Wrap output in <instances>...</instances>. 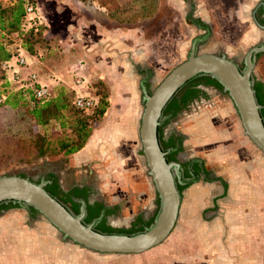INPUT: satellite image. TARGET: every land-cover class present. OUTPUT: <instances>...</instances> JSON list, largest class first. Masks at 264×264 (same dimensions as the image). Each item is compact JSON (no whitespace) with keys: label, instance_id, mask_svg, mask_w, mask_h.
<instances>
[{"label":"crops","instance_id":"obj_1","mask_svg":"<svg viewBox=\"0 0 264 264\" xmlns=\"http://www.w3.org/2000/svg\"><path fill=\"white\" fill-rule=\"evenodd\" d=\"M89 2L93 14L88 22L89 27L93 29V36L89 38L91 41L96 38V41L82 45L81 48L87 50L84 53H79L75 47L71 48L74 52L68 50L70 48L67 50L71 54L74 53L76 62L79 58L85 59V65L89 70V76L95 81L94 84L99 83L106 87L108 107L99 126L92 130L85 147L73 156V160H70L67 166L87 165L89 175L98 176L95 185L96 188L99 186V195L105 194L113 205L121 207L122 212L128 214L122 220L132 221L138 212L151 214L156 201V192L151 179L147 176L142 159L138 132L143 108V85L151 92L161 80L162 69L157 66L151 52L149 53L147 45L152 40L143 41V29H146L144 23L152 21L153 27L161 33L162 14L166 10L178 8L181 2L180 0ZM190 2L197 6L202 16H205V24L209 25L215 34L216 26L219 24L216 23L217 15L209 0ZM263 4L264 0L232 1L234 19L242 29L238 40L241 49L239 54L242 53L243 46L258 45L264 37V29L258 24L261 23L259 15L262 13L264 17ZM204 5L205 9L202 8ZM86 17L88 16L83 14V18ZM158 33H153L155 39L159 37ZM73 36L72 42L75 44L77 36L75 34ZM213 40L208 47L215 48L219 45ZM241 56L240 54L239 57ZM31 73L35 72L29 68L24 75ZM232 110L228 103H221L202 116L194 118L191 125L186 126L187 145L195 158L203 159L208 166H222L227 176H237L238 173L240 176L249 174L264 176V157L253 148L243 133L236 134V142L226 143L227 139L232 140L233 134L226 133L222 126L225 119L231 116ZM210 192V188L193 186L192 190L186 192L187 204L199 206L193 208L187 205L188 209L191 212L194 209L195 212H199L208 207L210 199L213 198ZM256 196L253 211L260 213L261 216L256 220L259 226L250 225L249 236L242 235L247 226L246 220L241 218L243 222L232 223L226 220L228 224L221 221L205 225V231L207 229L208 233L205 232V237L198 238L203 245L209 246L211 251L205 255L203 264H264V216L261 212L264 190H258ZM183 202L184 199L182 205ZM236 207L232 205L227 211L221 208L220 213L223 215L227 212L237 216L239 212L235 213L238 210ZM225 227L233 230V234L224 235L221 231Z\"/></svg>","mask_w":264,"mask_h":264},{"label":"rangeland","instance_id":"obj_2","mask_svg":"<svg viewBox=\"0 0 264 264\" xmlns=\"http://www.w3.org/2000/svg\"><path fill=\"white\" fill-rule=\"evenodd\" d=\"M89 1L30 0L40 9L43 25L38 29L40 34L38 35V40L34 43L36 54L35 56L29 54L32 57V64L21 71L22 75L30 68L33 69L43 83L49 84L57 78L60 80L59 85L67 90H69L74 79L79 76L90 85L92 93L96 92L97 94L101 90H106L107 92L106 87L103 85L104 88L102 89L101 87H96L94 79L89 76L85 59L79 58L76 62L77 59L74 58V53L71 54L68 51L74 52L71 48L75 47L79 53H84L87 50L86 48H81V46L86 44V42L89 45L96 41L95 37H93L95 39L92 41L89 38L93 36V29L88 25L90 16H93ZM232 1L234 0H209L217 15L216 23L219 24L218 27L216 26L215 34L211 31V37L215 43L220 45L215 48L204 46L202 47V52L207 50L212 53L219 52L234 58L240 54L244 56L246 50L250 47V45L243 46L242 53H238L241 50L238 40L242 29L234 19ZM180 2L181 4L178 8L166 10L162 14L163 28L161 33H158L157 28L153 27L152 21L144 23L146 29H143V41L152 40L147 47L149 53L151 52L156 60L157 66L159 65L162 69L161 79L186 58L191 40L200 33L195 28H191L189 22L185 20L184 15L187 11V5L183 4L181 0ZM10 3V0H0L2 6H8ZM202 8L205 9V5ZM83 14L88 17L83 18ZM195 14L200 15L201 12L198 11L197 13L195 11ZM153 33H158L159 37L155 39ZM73 34L77 36V39L75 38L76 42L74 41L75 44L72 42L74 39ZM18 39L16 34H11L6 35L1 41L7 45L10 51L17 53ZM261 43H264V37ZM67 48L70 49L67 50ZM232 50L235 51L233 52ZM1 69L0 84L2 83ZM263 74L259 69V61L257 59L254 76L257 80L264 82ZM71 110H75L72 104ZM2 116L3 114L0 113V119ZM101 120L102 118L99 117H91L89 119L92 130L99 126ZM224 125L228 132L234 133L232 140L236 142V134L239 135L243 132L234 110L232 111V116L225 119ZM180 126L183 128L186 126L184 120L180 122ZM180 129L181 132H184L182 128H178L179 131ZM14 130L16 131V129ZM8 131L2 132L0 130V175L62 171L65 166L69 165L68 162L73 160V156L82 150L72 155L62 156L59 151V144L71 140L73 134L69 130H62L57 123H51L39 129L45 140L44 147L50 150L49 154L43 157L36 155L30 138H23L20 135L19 138L16 137L18 140L14 137L8 139L6 138ZM253 148L255 147L253 146ZM186 153L188 154L185 151ZM258 153L261 155L259 151ZM182 156L184 155L182 154ZM215 171L225 184L215 187V189L220 188L219 192L215 191L213 185L210 186L211 196L214 193L225 194L224 198L217 200V207H213L214 209L216 208V211L210 209L211 211L200 210L195 212L196 209H194L191 212L187 205L193 208H198L199 205L187 204L185 196L187 190H185L182 198L184 202L183 205L181 202L179 218L171 235L158 247L140 255L104 256L86 251L73 244L62 242L60 234L44 219L39 217L30 218L23 209L8 208L0 213V264H203L205 263V255L211 251L209 250L210 247L203 245L198 238H203L205 237V232L208 233L207 229L205 231L206 221H209L207 222L208 224H216L221 221L223 224H228L226 220L233 223L243 222L240 218L244 219L246 220L247 228L242 235L249 236L250 225L259 226L256 220L261 216L260 213L253 211V207L257 201L256 194L258 190H264V176L255 174L240 176L239 173L237 176H227L224 174L225 169L221 167H217ZM192 187L189 190H192ZM98 188L99 186L96 188L97 195H99ZM101 198L107 204L111 202V199L105 194ZM212 205L215 206L214 203ZM232 205L237 206L238 210L235 211V213L239 212L237 216L227 212V214L224 213L223 215L220 213L221 208L227 211ZM261 212L264 216V201ZM127 215L126 212L117 214L121 221ZM227 215L230 217H227ZM252 219L253 221H251ZM250 222L252 223L250 224ZM117 225L120 226V224ZM221 232L225 235L231 234L233 230L225 227Z\"/></svg>","mask_w":264,"mask_h":264},{"label":"water","instance_id":"obj_3","mask_svg":"<svg viewBox=\"0 0 264 264\" xmlns=\"http://www.w3.org/2000/svg\"><path fill=\"white\" fill-rule=\"evenodd\" d=\"M258 24L264 29L263 24ZM205 30V36L193 39L186 58L173 67L151 92L143 85L139 142L147 174L159 201L156 216L148 227L132 234L103 233L96 227L104 218V212L85 223L84 201L72 197L73 202L80 203L78 214H75L46 191L50 181L35 182L16 174L0 175V205L12 204L28 211L33 209L55 228L62 242L98 255H140L164 243L175 229L180 214L182 197L178 186L190 180L183 178L178 162L168 160L174 149H163L159 131L167 119L164 111L185 87L202 77L217 82L236 110L243 136L264 156V107L258 103L254 88L256 55L264 53V43L247 50L244 67L241 68L227 54L200 50L199 45L205 41L206 46L211 38L208 25H205ZM190 173L194 176L191 170Z\"/></svg>","mask_w":264,"mask_h":264},{"label":"trees","instance_id":"obj_4","mask_svg":"<svg viewBox=\"0 0 264 264\" xmlns=\"http://www.w3.org/2000/svg\"><path fill=\"white\" fill-rule=\"evenodd\" d=\"M10 1L11 3L8 6H2L0 4V69L4 62H9L16 55V53L10 51L7 48V45L1 41L2 38L6 35L16 34L19 38L17 41L18 48L21 47L28 54L35 56L34 43H36L38 35L40 34L39 30L33 31L32 29H26L25 6L27 3L32 2H30V0ZM258 61L259 69L264 73V53L258 55ZM1 71L2 83L0 84V90L6 94V97L4 102L0 104V113L3 114L0 119V130L2 132L9 130L6 138H19L20 135H22L23 138H30L36 155L38 157H43L49 154L50 150L44 147L43 144L45 140L43 135L40 134L39 129L46 127L51 123H57L62 130H69L73 134L71 140L59 144V151L62 156L75 154L85 147L92 133L89 119L91 117L102 118L108 107L106 90H101L97 92V94L96 92L93 93L97 97L98 95H101L98 97V104L93 110L83 112L74 107V93L70 89L67 90L60 85L55 86L53 97L47 101H38L34 98L32 90L26 88L16 89L12 87L5 72L2 69ZM201 80H203L207 86H215L218 90H222L221 86L210 78L202 77ZM96 87H101V89L104 88L99 83L96 84ZM254 88L258 103L264 107V82L256 79ZM178 103V100H173L164 111V116L168 118L170 117V120L174 119L180 111ZM71 104L75 108L73 111L71 110ZM262 116L264 118V108L262 110ZM14 129H16V131ZM160 131L159 139L163 149L167 150L168 148L173 147L174 143L172 138H169L166 141L163 140ZM16 140L18 139L16 138ZM168 160L172 161L170 158H168ZM183 188L184 187L182 186H178L179 191ZM46 191L61 201H71L67 195L61 194L57 183H53L52 187L47 186ZM77 193L84 197L87 196V193L83 191H77ZM11 207L15 206L12 204L6 206L2 205L0 206V210H6ZM100 210V205L91 207V210L85 219V223H90L92 219L97 218ZM30 211L36 213L33 209ZM72 211L75 214H78L77 209H72ZM156 213L157 211L148 221L140 223V226L135 225L127 231L114 230L107 226L105 221L97 227V230L103 233L124 234L140 232L153 222Z\"/></svg>","mask_w":264,"mask_h":264},{"label":"flooded vegetation","instance_id":"obj_5","mask_svg":"<svg viewBox=\"0 0 264 264\" xmlns=\"http://www.w3.org/2000/svg\"><path fill=\"white\" fill-rule=\"evenodd\" d=\"M190 1L191 0H182V3L187 5V11L184 15L185 16L184 18L187 22H189V26L191 28H195L196 31H200V33L197 37H203L207 33V31L205 30V25H207V24H205V17L201 16L202 14H200V15L195 14V11H197V13H198L197 7L194 3L190 2ZM259 18L261 19V21H260L261 24L264 25V17L262 15V13L259 15ZM198 22L200 24H198ZM210 30H211V28H210ZM211 39H212V37L207 42V45H206L207 47L209 46ZM192 41H193V39L191 40V42ZM190 46H191V44H190ZM199 46H200V50H202L203 49L202 47L205 46V41L203 43H201ZM189 50H190V48H189ZM189 50L187 51V53L189 52ZM217 53H219V52H217ZM233 59L241 68L244 67V56H241V57L235 56ZM256 59H258V55H256ZM214 97H216V99H214ZM218 97H219V99H218ZM220 98H222V99H220ZM175 99L179 101L178 106L180 108V111H179V113H177L175 118L172 120H170V117L169 118L167 117L165 123L160 128V130H161L160 132L162 134L163 140L166 141L167 139L172 138V141L174 143L173 147H170L168 149H174V150L169 153L168 158L172 159V161L178 162L181 165L182 170H183V178L185 180H190V182H187L185 185H181L182 187H184L180 191L181 197L183 198V192L185 190L189 191V189L195 185H198V187H200V188H203L204 186H206L205 188H210V186L213 185L214 189H215V187L220 186L222 184L225 185L223 182V179L221 177H219L220 175H218L217 172L215 171L218 166L217 167L216 166H208L205 164L203 159L195 158L192 155L193 153L191 152L190 147L187 145V138H186L185 131H186V126L191 125L194 118H196V117L198 118V117L202 116L205 112L210 111L213 108H216L217 105H221V103H228L230 106H232V109L236 113V110L234 109L233 104L231 103L228 95L226 93H223L222 90L221 91L218 90L217 87H215V86L205 85L204 81L201 80V78H198V79L194 80L193 82H191L187 87H185ZM231 116H232V114H231ZM236 116H237V113H236ZM237 118H238V116H237ZM183 120H184V123H186V126L184 128L182 126H180V122ZM170 123H171V125H170ZM222 127L224 128L226 133L232 134L231 132H228L226 130L225 125H223ZM178 128H182V130H184V132H181V129L179 131ZM229 141L231 143H233V140H231V139L230 140L227 139L226 143H228ZM185 145H186V147H185ZM185 151L188 152V154L187 153L185 154ZM171 153H173L174 155ZM182 154L184 156H182ZM141 155L143 157L142 151H141ZM142 159L144 160V157ZM144 165L146 167L145 160H144ZM215 167H216V169H215ZM219 167L223 168L222 166H219ZM190 170L194 173V176L190 173ZM88 171L89 170H88L87 165H84V166L81 165L79 167L65 166V168L62 171L56 170V171H52V172H32L30 174H18V175H20L22 177H27V178L31 179L32 181H35V182H40L42 180L50 181L51 183L47 185L50 187L53 186V183H57L59 188H60L61 194H65L70 198L71 201L65 202L66 201L65 200L62 202L63 203L65 202V204L71 210L77 209V211H79V209H80V203L79 202H73L72 197H75V198L85 202L86 212H87L86 217L88 216V214L91 210V207L96 206V205H100L101 210L99 212V215L102 212H104V218L97 225V227L103 221H105L106 225L111 227L114 230L127 231L135 225L140 226V223L148 221L150 218H152V216L157 211L159 201H158V197L156 194V201H155L153 212L151 214L146 215L145 212H138V214L134 217V219L132 221H125V220L121 221V220H119L117 214L119 212H122V208L117 206V205H113L112 202L107 204L105 201L102 200V198H101L102 196L96 194L97 192H96L95 183H97V181H98L97 180L98 176H96V174L94 176H90ZM146 171H147V168H146ZM224 174L227 175L226 172ZM249 175H251V174H249ZM147 176H148V174H147ZM194 180H196V181H194ZM230 180H232V179H230ZM192 181H194V182H192ZM207 186H209V187H207ZM219 190H220L219 187L217 189H215V191H218V192H219ZM77 191L86 192L87 196L84 197L83 195L78 194ZM210 196H211V194H210ZM224 196H225V194L220 195V194L214 193L211 196L213 198H211L209 201L210 205L208 207H206L204 210L209 211L210 209H212V210L216 211L215 210L216 208L214 209L213 207H217V200L224 198ZM213 203L215 204V206L212 205ZM6 205H8V204H3V206H6ZM0 206H2V205H0ZM13 206H15V207H11V208L22 209L16 205H13ZM23 210L28 213L30 218H33V219L37 218V217L41 218L37 214V212L33 213V212L25 210V209H23ZM4 211L5 210H0V213L4 212ZM99 215H98V217H99ZM207 222H209V221H206L205 225H209ZM117 224H120V226Z\"/></svg>","mask_w":264,"mask_h":264},{"label":"built area","instance_id":"obj_6","mask_svg":"<svg viewBox=\"0 0 264 264\" xmlns=\"http://www.w3.org/2000/svg\"><path fill=\"white\" fill-rule=\"evenodd\" d=\"M25 25L26 29L33 31H37L43 25L41 11L33 3H27L25 6ZM31 61L32 57L19 47L16 56L9 62H4L1 67L12 87L30 89L36 100L47 101L53 97L54 87L59 85L60 80L55 78L47 84L43 83L35 73L22 75L21 71L30 67ZM78 77L74 79L69 88L74 93L73 105L78 110L89 112L98 104V97L91 92L90 85L86 80ZM5 97L6 94L0 90V104L4 102Z\"/></svg>","mask_w":264,"mask_h":264}]
</instances>
